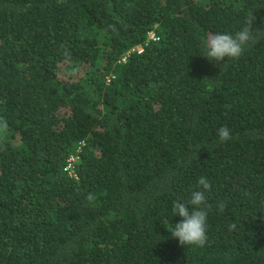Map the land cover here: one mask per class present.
Here are the masks:
<instances>
[{
  "label": "trees",
  "instance_id": "16d2710c",
  "mask_svg": "<svg viewBox=\"0 0 264 264\" xmlns=\"http://www.w3.org/2000/svg\"><path fill=\"white\" fill-rule=\"evenodd\" d=\"M252 14L238 60L202 57ZM0 120V264H264V0H0Z\"/></svg>",
  "mask_w": 264,
  "mask_h": 264
},
{
  "label": "clouds",
  "instance_id": "9594fccd",
  "mask_svg": "<svg viewBox=\"0 0 264 264\" xmlns=\"http://www.w3.org/2000/svg\"><path fill=\"white\" fill-rule=\"evenodd\" d=\"M252 14L246 21L244 27L234 34L227 33H209L206 39H203L202 57L207 58L216 64L226 62L227 60H238L246 48L254 40L251 32L253 21ZM7 123L0 120V134L6 133ZM217 135L221 142H228L232 139L231 130L227 126H221L217 130ZM198 186L203 190H196L191 193V198L183 200L178 198L173 202L172 213L182 219L180 222L172 225L168 231L173 238H177L181 246L204 247L208 241L207 236V217L209 205L205 196V191L210 190V182L203 176L198 181ZM91 198V197H89ZM221 213L224 206H219Z\"/></svg>",
  "mask_w": 264,
  "mask_h": 264
},
{
  "label": "built area",
  "instance_id": "2783aa9c",
  "mask_svg": "<svg viewBox=\"0 0 264 264\" xmlns=\"http://www.w3.org/2000/svg\"><path fill=\"white\" fill-rule=\"evenodd\" d=\"M147 37L150 39H156L157 38V36L154 34L153 30L148 31ZM130 50H135V52H140L142 50V46L140 44L132 45L128 50H126L124 52V54L122 55L121 58L124 59L125 55H127ZM76 151H77V149H75L74 152L70 153L66 157V161H65V165H64V168H65L67 174L70 176H73V177H75L74 163L76 161Z\"/></svg>",
  "mask_w": 264,
  "mask_h": 264
}]
</instances>
